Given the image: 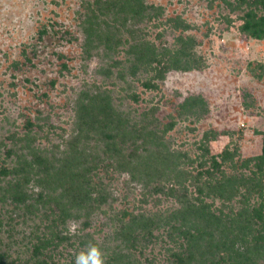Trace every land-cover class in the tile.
<instances>
[{"label": "rangeland", "instance_id": "374dc122", "mask_svg": "<svg viewBox=\"0 0 264 264\" xmlns=\"http://www.w3.org/2000/svg\"><path fill=\"white\" fill-rule=\"evenodd\" d=\"M131 1L0 0V195L18 179L30 205L0 196V255L28 263L53 201L87 180L105 203L71 212L55 228L69 240L41 260L74 264L93 243L106 264H264V186L246 180L264 134V38L240 29L264 0ZM38 157L55 164L33 177ZM128 215L152 218L149 236L133 243Z\"/></svg>", "mask_w": 264, "mask_h": 264}, {"label": "trees", "instance_id": "16d2710c", "mask_svg": "<svg viewBox=\"0 0 264 264\" xmlns=\"http://www.w3.org/2000/svg\"><path fill=\"white\" fill-rule=\"evenodd\" d=\"M132 3L137 4V0H132ZM130 2V4H132ZM262 6L264 7V1L263 3H261ZM85 9V8H84ZM134 12V11H133ZM136 15V14H135ZM241 31L242 32H246L248 34H250L253 38L255 39H260V38H264V17H254V15L251 13V11H248L244 14V20H243V24L241 25ZM146 87L149 88H154V83L148 82L147 84H145ZM188 104V101L186 100L184 102V105ZM183 105V106H184ZM111 110V108H110ZM126 121H121L119 120V122L117 123V129H119L120 131H125V129H130V132L133 133V135H137L138 132H140L141 130H143V128L141 129H137L133 124L131 123H125ZM124 135H118V137H122ZM207 153L208 151L205 150ZM151 153H148L147 155H150ZM230 154L228 153V151H223L220 155L218 156H210V160H211V166L214 170H219L221 168L222 162L226 159L229 158ZM221 158L220 161H218L217 159ZM254 161L256 162L255 164V169H256V173H253L251 175V177H247L246 180L247 182L244 180L243 181V177H241V179H239L242 184H244L245 182L248 185H261V187L264 186V181L257 179L256 178V174H263V167H264V134H263V138H262V149H261V155L256 157L254 159ZM46 162L50 165L51 168L53 167V164H55V160H51L48 161L46 158L43 160V158L38 157L35 159V161L32 163L34 166L35 164V173L33 174V177L39 176V173H44L45 171H48L47 168H42L41 166L42 164H46ZM249 162V160H246V163ZM245 164V163H244ZM31 166V168H33ZM46 167V165H45ZM41 171H38L40 170ZM58 169V168H57ZM55 169L58 172H61L62 169L59 168L58 170ZM77 170H75L76 172ZM71 171V174L75 173ZM78 172V171H77ZM210 172V171H208ZM3 174H6L5 172ZM13 174H17L16 171H14ZM199 176H201V174H199ZM76 177H71V182H74V179ZM230 178V177H229ZM229 178H227V184H230L232 187L236 188V186L240 185L239 183H237L238 181L236 179H234L233 181L230 180ZM232 178V177H231ZM78 182V181H77ZM11 181H9V183H7V188L5 190L2 191L1 193V202H3V200H5L6 198H10L11 202H13L15 204V206L23 204L24 206H26V210H29L30 205H26L25 202L27 200V198L25 197V193L21 192V187H20V183L18 181V179L10 184ZM78 183H76L77 185ZM246 185V184H244ZM75 187V188H74ZM11 189V190H10ZM69 189H74L76 190L74 195H72V193L68 194V190ZM261 190V189H260ZM232 191V190H230ZM106 201V197L102 191V189L97 186V189L95 186H93L91 183H89L87 180H84L80 185L79 188H77L76 186H69L68 188H63L60 195L53 201L55 203V207L58 211H56V215L53 216V218L50 221V224L47 225V227H44V231L42 232V234L40 236H37L35 239V242L33 244V250H32V255H31V259L29 261H26L28 263H20V264H29V262H32V264H55V263H48L45 260H41L42 256L45 255L46 257H48L47 251L53 247V245L56 247L58 245V243L62 244L63 242L66 243V241L69 240V237L67 236H60L61 232H56L55 228L56 226L60 225L63 226L65 224V220L69 219L70 217H74L76 218L77 215H72L71 212H81L82 215L85 214L86 216H90L91 213H94L95 209H99ZM0 202V203H1ZM129 216V222H127L125 224V228L130 229V230H134L137 231V233H133L134 240L137 241V239L141 238H146L147 236H149L150 234V224L153 222V219L148 217L145 218L142 215H138V216ZM133 217H138V218H133ZM139 218H145L144 222L141 223V221L137 220ZM143 220V219H142ZM141 223V224H140ZM1 225V222H0ZM55 231H54V230ZM54 234V235H53ZM132 234V233H131ZM132 236V235H131ZM54 239L56 241H54ZM44 259V258H43ZM0 264H18L17 262H7V260H5L2 255H0Z\"/></svg>", "mask_w": 264, "mask_h": 264}, {"label": "clouds", "instance_id": "9594fccd", "mask_svg": "<svg viewBox=\"0 0 264 264\" xmlns=\"http://www.w3.org/2000/svg\"><path fill=\"white\" fill-rule=\"evenodd\" d=\"M70 225L69 233L75 235L78 224L71 221ZM74 264H106V258L99 246L89 243L84 250L76 254Z\"/></svg>", "mask_w": 264, "mask_h": 264}]
</instances>
